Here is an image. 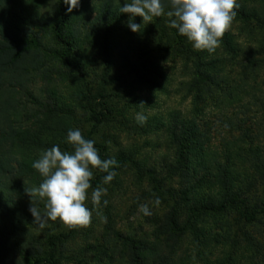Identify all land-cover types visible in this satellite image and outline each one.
I'll list each match as a JSON object with an SVG mask.
<instances>
[{
    "label": "trees",
    "instance_id": "obj_1",
    "mask_svg": "<svg viewBox=\"0 0 264 264\" xmlns=\"http://www.w3.org/2000/svg\"><path fill=\"white\" fill-rule=\"evenodd\" d=\"M48 2L49 0H0V218L12 225L11 231L5 230L3 236H0V263L5 259L9 264L15 263L21 252L32 255V264H60V260L66 257L62 251L64 244L76 234V226H70L68 232L50 234L43 248L33 237V233L29 232V227L24 226L25 222L28 223L30 211L18 205L11 194L17 192L16 187L19 188V182L26 177L37 178L39 183L43 178L32 167L33 162L21 165L22 171L14 170L6 157L13 145L21 143L28 148L48 145L45 133L50 131L66 140L68 131L77 129L82 123L89 126V129L82 132L83 136L95 141L94 146L101 159H109L107 141L104 138L97 141L96 137L104 128H118L122 124L121 113L113 102L121 93L110 92L109 88L117 86L125 77H117L111 60L124 14L119 12V7L114 5L113 0H81L79 8L71 13L67 12L64 0H52L53 7L46 14L43 6ZM238 4L235 20L246 24L250 35L257 34L255 48H251L249 52L251 62L257 63L258 56H263L264 59V0H244ZM164 6L165 15L154 18L147 25L142 24V20H137L142 26L135 33L136 37L130 30L135 40L129 41V44L136 52L139 64H123V68L127 70V76L134 78V87L136 83L138 86H150L155 83V77L165 76L163 67L149 62L151 57L155 53L172 52L184 62V68L189 70V87L194 90L195 101L200 102L204 93L210 91L212 83L217 80L212 79L208 71L214 68V64L204 59L205 51L194 49L186 37L168 26L170 18L166 13L172 9L168 0H164ZM80 24H89L87 34L79 29ZM34 27L48 28L47 32L56 46V55L66 67V70L59 73L80 82L81 87L74 101L79 114L82 112L83 119L77 117L72 107L62 101L58 102L54 93L40 110L32 111L23 100L22 89L30 83L32 73L42 67L40 55L35 50L41 48V42L36 37H30ZM228 37L224 33L223 41L227 49L235 54ZM88 48L98 49L107 61L100 88H95L92 81L88 80L93 67L98 65L90 64L94 60ZM257 65L250 64L247 68ZM124 82H130L129 78H125ZM36 102L38 104L37 100ZM27 115L29 117L25 118ZM182 118L181 113L176 112L168 126V135L177 156L166 174L165 170L158 172L155 168L144 171L137 160L120 151L115 154L119 163V167L115 169L117 175L126 168H133L138 181L149 186L148 194L166 202L174 201L179 196L177 190L168 187V182L179 174L180 169L190 170V178L205 180L208 176H213L211 178L216 181L218 189L203 200L196 201L189 197L184 199L185 204H173L165 213L164 226L149 235L153 240L116 234L115 238L122 240L119 245L115 244L111 264H168L177 254L182 237L192 236L195 245L203 243L201 221L209 216L222 217L231 213L236 214L237 231L253 250L254 262L251 264H263L264 245L249 234L248 228L262 222L264 198L262 208H253L248 202L247 192L236 186L237 165L241 169L247 167L249 172L257 173L264 181L263 151L250 148L242 154L239 163L231 158L221 162L223 164L217 160H209L204 142H196L194 139L196 135L190 128L191 121ZM63 149L74 151L66 145ZM104 175L106 173L95 169L90 181L92 190L105 185L102 183ZM111 184L117 185L115 179ZM155 219L157 224L160 217L156 215ZM57 221L60 222L59 219ZM234 261L233 256H230L217 264H234Z\"/></svg>",
    "mask_w": 264,
    "mask_h": 264
},
{
    "label": "rangeland",
    "instance_id": "obj_2",
    "mask_svg": "<svg viewBox=\"0 0 264 264\" xmlns=\"http://www.w3.org/2000/svg\"><path fill=\"white\" fill-rule=\"evenodd\" d=\"M113 3L120 8L124 0H113ZM52 7V0H49L43 6V12L48 14ZM123 14V23L118 28L111 60L117 77H125L121 79L122 82L117 83V86L109 88L110 92L121 93L113 102L121 113L122 124L118 125V128L106 127L96 137L97 141L101 138L107 141L109 158L116 157L115 154L120 151L125 152L137 160L144 171L155 168L158 172L165 170L166 174L177 156L168 135V126L176 112L181 113L182 119L188 118L191 121L190 128L196 135L194 139L196 142L197 140L204 142L209 160H217L221 163L231 158L239 163L242 154L250 148H257L264 153V59L263 56H258L257 63L251 62L252 58L249 54L250 49L255 48L257 34L250 35L247 25L234 19L225 33L229 35L230 46L235 49V54L227 49L223 38L214 53L209 54L205 51L204 59L214 64V68L208 71L212 79L217 78V80L212 83L211 90L204 93L203 100L197 102L194 99V90L189 87V70L184 68L182 65L184 62L172 52L155 53L149 61L163 67L165 76L155 77V83L150 86H138L136 83L134 87L132 83L134 78L127 76L123 64L139 63L136 52L129 44V41L135 40L130 34V28L127 27L129 14ZM93 17L94 15L91 19ZM138 19L142 20L137 16L133 22L138 24ZM79 29L87 34L89 24H80ZM32 30L30 37H36L41 42V48L35 50L38 56L40 55L42 67L32 73L30 83L21 91L27 107L32 111L40 110L46 104L48 97L54 93L58 102L62 101L72 107L77 117L83 119L82 112L79 114L74 101L81 87L80 82L59 73L61 70H66V67L56 55V46L47 32L48 28L34 27ZM132 33L134 35L138 32ZM90 51L94 60L90 64L98 65L93 67L88 80L92 81L95 88H100L107 61L98 49L91 48ZM250 64L258 65L247 68ZM125 78L126 80L129 78L130 82L126 84ZM138 112L147 116V121L143 125H139L135 119ZM28 117L29 115L25 118ZM77 128L82 133L89 129V126L80 123ZM45 138L48 145L30 148L22 146L21 143L13 145L6 157L9 158L16 172L22 171L21 165L34 162L43 151L53 145H59L62 152L65 151L63 149L65 145L73 148L54 131L45 133ZM236 170H238L236 186L247 192L248 202L253 208H262L264 181L257 173L249 172L247 167L241 169L237 165ZM92 171L95 173V169ZM188 172L190 170L180 169L179 174L168 182L169 188L179 192L176 201L166 202L159 198L158 206L153 204L155 198L148 194L149 186L138 181L133 168H126L119 173L115 178L117 185L110 183L103 186L107 189L104 198L108 201V205L104 207L101 204L102 214L93 212L91 222L87 226H76L75 236L62 248L66 257L60 260V264H111L115 244L119 245L122 240L119 237L115 238L118 233L137 239L148 237L153 240L149 235L164 226L165 213L173 204L176 206L185 204L184 199L189 197L196 201L203 200L218 189L216 181L211 178L213 176L202 180L190 178ZM39 184L37 178L26 177L19 182V188L16 187L17 192L11 195L18 205L29 209L31 198L26 190ZM91 192L90 188L85 201L89 208H93ZM32 202L41 212L45 211L43 201L34 199ZM140 204H148L152 215L144 216L139 212ZM29 215L28 223L25 222L24 226L29 227V232L33 233V237L43 248L50 234L69 231V225L57 220L48 221L46 227L40 228L30 212ZM156 215L160 217L157 224ZM261 219V223L247 228L249 234L264 245V216ZM236 220L234 213L205 218L200 222L203 229V243L195 245L192 236L182 237L179 240L177 254L168 264H217L230 256H233L234 264H251L254 262L253 250L237 231ZM11 226L0 218V236H3L5 230L11 231ZM89 246L91 249H88ZM32 263V255L19 252L13 264ZM0 264L9 263L5 259Z\"/></svg>",
    "mask_w": 264,
    "mask_h": 264
},
{
    "label": "clouds",
    "instance_id": "obj_3",
    "mask_svg": "<svg viewBox=\"0 0 264 264\" xmlns=\"http://www.w3.org/2000/svg\"><path fill=\"white\" fill-rule=\"evenodd\" d=\"M81 0H64L67 12L78 9ZM172 10L166 15L170 18L168 26L176 29L184 36L196 50L214 53L219 47L221 38L236 17L239 7L237 0H168ZM120 13L129 14L127 27L132 32H139L142 24L149 23L154 18L165 15L164 0H124L119 8ZM142 18V24L134 21L135 17ZM135 119L139 125L147 121V116L136 113ZM66 143L72 145L74 151H61L59 145L43 151L35 160L32 167L41 175L39 186L30 187L26 193L31 198L29 211L34 222L44 228L48 221L59 219L69 226H87L92 219L93 212L101 215V204L108 205L105 187H97L91 192L93 208L86 206L88 190L92 188V169L106 173L102 183L110 184L117 176L119 167L115 157L101 159L95 141L86 139L80 129H70ZM34 199L44 202L45 211H41L33 204ZM153 204H160L156 197ZM139 212L144 216L152 215L148 204H140ZM106 219V218H105Z\"/></svg>",
    "mask_w": 264,
    "mask_h": 264
}]
</instances>
